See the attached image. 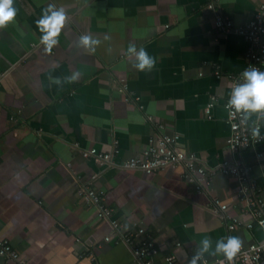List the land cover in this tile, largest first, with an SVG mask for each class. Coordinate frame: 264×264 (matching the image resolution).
Listing matches in <instances>:
<instances>
[{
	"label": "crops",
	"instance_id": "crops-1",
	"mask_svg": "<svg viewBox=\"0 0 264 264\" xmlns=\"http://www.w3.org/2000/svg\"><path fill=\"white\" fill-rule=\"evenodd\" d=\"M211 1L13 0L15 17L0 26V239L24 264H141L111 219L80 195L83 183L104 190L124 230L146 229L156 264H169L171 255L173 264H190L204 236L212 241L203 253L210 259L226 258L214 251L218 239L264 241L263 227L245 224L234 176L217 173L198 191L183 167L146 173L102 167L82 154L117 143L114 160L121 163L158 132L168 133L210 167L224 159L251 166L264 187V159L257 156L264 143L233 153L228 141L229 76L245 69L248 42L216 30ZM215 1L239 25L264 0ZM49 5L64 8L66 19L57 44L45 50L36 21ZM82 35L99 43L85 47ZM132 44L155 58L150 70L135 67ZM262 124L264 133V112ZM214 198L244 223L230 229V219L213 210ZM0 264L18 262L0 255Z\"/></svg>",
	"mask_w": 264,
	"mask_h": 264
},
{
	"label": "built area",
	"instance_id": "built-area-1",
	"mask_svg": "<svg viewBox=\"0 0 264 264\" xmlns=\"http://www.w3.org/2000/svg\"><path fill=\"white\" fill-rule=\"evenodd\" d=\"M208 7L218 12L215 20V27L218 32L237 33L248 42L245 68L257 67L264 70V1L250 19L239 25H234L228 17L219 13L215 0H212ZM216 73H219V70ZM241 73L229 76L232 87L236 83L243 82ZM228 99L225 102V107L231 130L228 139L230 150L236 153L242 149L264 143V133L262 132L263 112L252 113L246 117L243 110L237 111L234 107L227 106ZM214 104L215 101L212 100L206 107L208 114H210ZM12 118L15 119V116ZM157 127L162 129L164 126L163 124H157ZM253 128L259 129V135L253 133ZM178 139L179 135L158 132L150 138L148 146L140 155L132 156L121 163H116L114 160L119 151L117 143L109 151L100 150L94 146L82 148V154L85 158H93L102 167L117 165L126 169H141L146 173L166 168L183 167L184 177L188 182L193 183L198 191L209 188L217 173L234 176L239 183L236 195L244 203L243 215L249 219L245 224L249 228H252L255 224L264 228V187L250 174L252 167L233 159H224L217 166L210 167L195 152L185 151L178 147ZM257 156L258 159L263 160L264 152H258ZM79 193L86 201L98 205V216L100 218L111 219L120 239L130 246L132 253L141 264H156L154 257L157 255L158 249L153 238L147 234L143 226L138 227L136 230H124L118 220L112 217L113 210L106 202L104 190L98 189L90 183H83L79 187ZM212 208L217 213H224L230 219V229H235L237 225L244 223L241 217L231 215L228 212L229 204L222 202L219 198H214ZM106 239L110 240L111 237L109 236ZM0 255L6 259H13L18 264L25 263L7 239H0ZM174 258L175 256L171 255L166 260L169 264H173ZM263 260L264 241L252 243L248 246L241 245L230 259L227 257L210 259L203 254L199 258L198 264H235L236 261L239 264H259Z\"/></svg>",
	"mask_w": 264,
	"mask_h": 264
},
{
	"label": "clouds",
	"instance_id": "clouds-1",
	"mask_svg": "<svg viewBox=\"0 0 264 264\" xmlns=\"http://www.w3.org/2000/svg\"><path fill=\"white\" fill-rule=\"evenodd\" d=\"M16 13V8L13 6V0H0V26H6L13 21ZM66 13L64 8H57L55 5H49L44 10V14L36 21L41 31L40 42L44 44L45 50H50L53 45L57 44L58 36L61 28L65 23ZM80 43L85 47L99 43V40L90 35H82L79 37ZM129 53H133L135 57V67L138 70H150L155 64V58L148 51L140 47L137 50L136 45H129ZM75 75V74H74ZM243 82L236 83L231 88L230 96L227 101V106L234 107L237 111H244L245 116H250L252 113L264 112V70L257 67L245 68L241 73ZM253 133L259 135V129L253 128ZM211 239L204 236L199 243L198 250L192 255L190 264H198L199 258L204 252H207L211 247ZM241 246L240 238L237 236H228L216 241L214 251L223 253L227 258H232L233 255Z\"/></svg>",
	"mask_w": 264,
	"mask_h": 264
},
{
	"label": "water",
	"instance_id": "water-1",
	"mask_svg": "<svg viewBox=\"0 0 264 264\" xmlns=\"http://www.w3.org/2000/svg\"><path fill=\"white\" fill-rule=\"evenodd\" d=\"M259 264H264V261H263V262H261V263H259Z\"/></svg>",
	"mask_w": 264,
	"mask_h": 264
}]
</instances>
